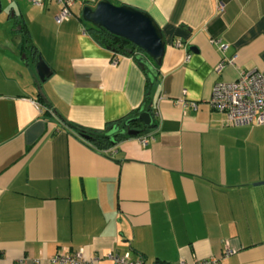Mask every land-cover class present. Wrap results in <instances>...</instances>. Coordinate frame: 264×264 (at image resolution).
I'll list each match as a JSON object with an SVG mask.
<instances>
[{
    "label": "crops",
    "instance_id": "obj_1",
    "mask_svg": "<svg viewBox=\"0 0 264 264\" xmlns=\"http://www.w3.org/2000/svg\"><path fill=\"white\" fill-rule=\"evenodd\" d=\"M111 1L149 12L166 51L154 126L106 150L69 123L103 130L141 107L139 63L86 30L87 0L61 23L55 0H28V11L9 1L5 15L2 5L0 264L78 251L115 264L111 250L146 264H264V124L234 125L210 103L217 82L264 69V0ZM18 19L38 52L23 46ZM39 56L52 70L44 81Z\"/></svg>",
    "mask_w": 264,
    "mask_h": 264
},
{
    "label": "built area",
    "instance_id": "obj_2",
    "mask_svg": "<svg viewBox=\"0 0 264 264\" xmlns=\"http://www.w3.org/2000/svg\"><path fill=\"white\" fill-rule=\"evenodd\" d=\"M60 4V11L56 15L58 23L69 20L75 0H55ZM220 49H225L226 44L220 39H214ZM182 44L179 42L178 46ZM233 62V61H231ZM224 63H220V71ZM212 107L224 112L228 120L237 126L249 124H264V69L241 72L237 79L232 81L217 82L213 87L210 98ZM146 142V137L142 138ZM227 253L230 250H226ZM108 258L115 264H146L142 258H134L129 252L119 253L111 250ZM98 257H86L82 251L63 253L59 252L50 257L55 264H96ZM159 264H222L217 258H209L189 263L185 260L178 262H162Z\"/></svg>",
    "mask_w": 264,
    "mask_h": 264
},
{
    "label": "water",
    "instance_id": "obj_3",
    "mask_svg": "<svg viewBox=\"0 0 264 264\" xmlns=\"http://www.w3.org/2000/svg\"><path fill=\"white\" fill-rule=\"evenodd\" d=\"M2 3L0 0V12ZM82 17L97 27H103L111 33L135 43L143 50L144 55L153 64L162 63L166 51V42L163 31L155 18L147 11L129 4H115L111 0H99L94 6L85 5ZM194 50V47H190ZM36 71L41 81L51 75L48 63L39 56L36 62ZM145 125L153 124V117L149 111L139 115ZM129 134L137 135L139 130L128 128Z\"/></svg>",
    "mask_w": 264,
    "mask_h": 264
},
{
    "label": "trees",
    "instance_id": "obj_4",
    "mask_svg": "<svg viewBox=\"0 0 264 264\" xmlns=\"http://www.w3.org/2000/svg\"><path fill=\"white\" fill-rule=\"evenodd\" d=\"M90 1L91 0H87L85 5L90 4ZM93 1L98 2L99 0ZM85 23L88 25L86 30L100 45L109 48L117 54L134 57L147 76V94L145 102L141 107L135 109L131 114L115 122L109 123L103 130H91L73 123H69L70 128L75 130L94 148L98 150H106L116 146L125 139L141 135L154 126V123L148 126L145 125L139 119V115L144 111H149L153 115V97L154 89L156 88V81L159 75V65L157 64L154 66L153 64H150L149 60L144 55L143 50L130 40L115 35L103 27H97L86 21ZM17 25L20 26V33L22 34L24 43L23 46L28 49V52H38L36 46L32 42L29 29L24 21L18 19ZM128 128L137 129L140 132L137 135L129 134L127 132Z\"/></svg>",
    "mask_w": 264,
    "mask_h": 264
},
{
    "label": "rangeland",
    "instance_id": "obj_5",
    "mask_svg": "<svg viewBox=\"0 0 264 264\" xmlns=\"http://www.w3.org/2000/svg\"><path fill=\"white\" fill-rule=\"evenodd\" d=\"M12 2L14 1V3H17L18 1L22 4V6L28 11L30 9V6L28 3H26L28 0H1L2 5H4V11L1 12V15H5L7 13V8H8V2ZM34 2V1H33ZM29 3H31L29 1ZM35 3V2H34ZM74 9L77 12H80L82 9V3L81 0H75V4H74Z\"/></svg>",
    "mask_w": 264,
    "mask_h": 264
}]
</instances>
